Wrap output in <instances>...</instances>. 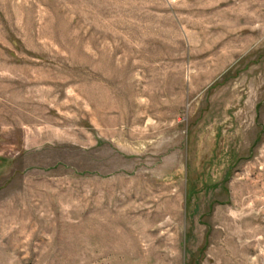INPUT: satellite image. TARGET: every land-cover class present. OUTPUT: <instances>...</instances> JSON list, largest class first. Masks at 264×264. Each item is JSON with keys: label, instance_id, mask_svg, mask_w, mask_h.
Here are the masks:
<instances>
[{"label": "rangeland", "instance_id": "rangeland-1", "mask_svg": "<svg viewBox=\"0 0 264 264\" xmlns=\"http://www.w3.org/2000/svg\"><path fill=\"white\" fill-rule=\"evenodd\" d=\"M0 264H264V0H0Z\"/></svg>", "mask_w": 264, "mask_h": 264}]
</instances>
